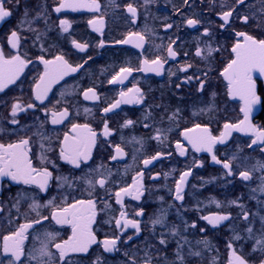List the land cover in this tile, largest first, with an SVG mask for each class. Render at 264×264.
<instances>
[{
  "label": "flooded vegetation",
  "instance_id": "af4514ba",
  "mask_svg": "<svg viewBox=\"0 0 264 264\" xmlns=\"http://www.w3.org/2000/svg\"><path fill=\"white\" fill-rule=\"evenodd\" d=\"M60 2L10 0L4 7L11 15L0 21V48L6 55L19 53L30 61L16 82L0 92V144L29 139L34 167H47L52 172L45 191L34 184L0 177V264L14 261L11 253L3 251V237L25 223L33 227L25 233L23 264H39L30 254L38 255L34 250L41 242L56 253L54 243L67 239L71 226L56 224L52 214L75 200L95 202L97 215L92 228L97 243L85 253H70L67 264H145L148 257L151 264H230L233 251L247 264H261L264 252L253 251L255 241L246 229L252 227L253 236H260L264 193L259 187L264 169L259 165L264 164V143L258 141L249 147L255 136L238 131H232L223 144L217 143L213 153L220 161L231 163L229 175L223 163L212 161L213 153L192 149L184 132L199 124L219 137L225 123L237 124L243 119L242 101L229 97L221 73L234 58L233 46L243 41L237 33L264 39V0H98L99 11L64 8L57 13L54 9ZM129 4L137 10L135 17L127 10ZM227 11L232 15L225 24L221 15ZM244 17H248L247 22ZM188 19L198 23L189 26ZM61 20L69 22L67 32L61 28ZM101 20L102 25L89 24ZM13 30L20 40L17 49L8 44ZM137 33L144 38L141 47L136 46ZM125 40L132 42L122 43ZM73 41L87 47L81 51ZM169 45L176 52L175 58L168 56ZM197 50L201 55H196ZM61 55L73 67L83 66L54 83L43 102L36 100L33 89L44 73L40 58L53 60ZM157 58L163 62L159 75L141 70L144 60ZM121 68H131V75L123 83H109ZM253 78L260 102L249 119L255 128L264 130V76L254 73ZM90 88L97 99H84ZM131 88L141 90V103L121 104L103 112L120 99L121 92ZM15 103L25 110L13 117ZM28 104L35 106L28 108ZM65 109L68 117L52 124V114ZM13 119L17 123L13 124ZM127 120L133 123L124 126ZM105 122L108 136L103 134ZM73 124H88L97 134L91 158L79 168L59 157L65 133L73 135ZM178 142L184 147V156L179 155ZM117 146L122 155L116 152ZM157 153L162 154L160 158L145 167L143 161ZM41 156L46 157L43 164ZM189 169L184 199L177 201L176 182ZM245 171L251 177L247 181L239 175ZM102 178L106 180L103 188L97 183ZM133 178L141 181L143 194L136 200L121 193L118 204L115 193L126 187L134 192ZM34 202L40 205L36 210L31 207ZM141 211L143 215L137 216ZM121 212L126 219L140 222L139 233L116 226ZM213 214L228 215L229 219L214 227L202 219ZM161 216L163 224L154 225L152 221ZM37 220L42 222L37 224ZM46 233L57 234L56 240L49 242ZM236 235L241 239L236 240ZM117 237L116 247L105 251L103 241ZM161 239L165 244H160ZM195 252L200 255L190 254ZM49 264H63L58 253Z\"/></svg>",
  "mask_w": 264,
  "mask_h": 264
},
{
  "label": "snow or ice",
  "instance_id": "6c2138e0",
  "mask_svg": "<svg viewBox=\"0 0 264 264\" xmlns=\"http://www.w3.org/2000/svg\"><path fill=\"white\" fill-rule=\"evenodd\" d=\"M10 2V0H0V21H4L7 17L11 15L9 10H6L4 4ZM238 3H243L244 0H237ZM64 8H71L72 10H77L79 8H88L89 10L99 11L100 5L98 0H89V2H83V0H61L59 5L54 9L55 12L59 13ZM127 10L133 17L136 16L137 10L131 4L127 6ZM27 15V12L25 13ZM39 15V14H38ZM232 15V11H227L222 13L221 18L225 24L228 23L229 17ZM247 22L248 17L243 18ZM103 21H89V24H92L94 27L97 24L102 25ZM198 22L193 19H188L187 24L189 26H195ZM60 26L63 31L67 32L69 28V22L67 20H61ZM167 27H172L168 25ZM97 31L100 29L97 27ZM207 29L205 30V35H207ZM139 37L136 42L137 47H141L144 38L139 36V34H134ZM238 36L243 37V41H238L232 48L234 53V58L227 64L223 69L221 75L227 81V93L229 97L239 98L242 101V106L240 111L243 113V119L240 120L237 124H224V131L220 133L219 137L213 136L208 127H201V125L196 124L193 128L186 129L184 132L185 139L191 145L192 149L196 152H208L213 153V148L217 143L223 144L228 136L231 135L232 131L238 132H251L255 139L252 140V143L248 145L252 147L258 141L264 143V130L255 128L250 122V114L253 111V107L260 102V97L257 95L256 91V81L253 78L254 73H259L260 76H264V39L256 40L246 33H237ZM131 40L122 41V43H131ZM19 36L17 31L13 30L8 37V44L12 49H17L19 47ZM76 48L84 51L87 45L76 43L73 41ZM175 43V41H173ZM211 51V50H210ZM168 56L175 58L176 52L173 50L172 46L169 45ZM196 55H201V52L197 50ZM41 62L44 64V73L39 77V81L34 86V94L36 100L43 102V99L46 97L47 93L51 90V87L54 83H58L59 80L63 79L64 76L69 75L70 73L76 72L79 67L83 65H78L73 67L70 65L65 58L61 56L55 57L53 60H45L43 57L40 58ZM30 61H26L19 53L14 55H6L3 51V48H0V92H3L4 89L9 84H14L19 78L24 68ZM163 69V62L157 58L152 61L144 60L142 71L147 72H156L158 75ZM180 71H187V68H181ZM131 68H121L120 72L112 77L109 83H123L129 75H131ZM191 79V78H189ZM203 82L201 81V90H203ZM84 99H97V95L94 89H87L84 92ZM143 101V95L139 88L128 89L127 92L120 93V99L116 100L110 107L103 109V112L108 113L118 108L121 104H139ZM34 104H28V108H33ZM25 109L21 107L19 103L12 105L11 114L13 117L17 115L18 112L24 111ZM85 111H88L85 109ZM52 124L62 123L64 119L68 117V110L65 109L60 113H53ZM12 123L15 124L17 121L12 120ZM133 121H125L124 126L131 125ZM148 125H145L147 127ZM73 135L65 133L63 141L61 142L59 157L61 160L67 162L68 164L73 165L76 168L81 166V163H86L91 158L92 147L96 143V132L88 124H73L71 128ZM105 136H108L109 129L108 125L105 122L104 133ZM159 139L160 137H155ZM43 147V145H41ZM176 147L180 149L179 155L184 156L185 150L182 144L177 143ZM29 139H21L16 143H10L7 145L0 144V177H10L12 181L17 183H23L25 185H37L41 191H45L48 187L49 180L52 178V172L49 171L47 167L37 168L34 167L32 159L29 156ZM116 152L118 154H123V150L117 146ZM162 154L157 153L155 156L150 159H145L143 164L145 167L152 164L154 160L160 158ZM116 157H113L115 159ZM41 163L43 164L46 160L45 156H41ZM213 162L217 164L223 163V168L228 170V174H232L231 163L227 161H220L217 159L216 155L213 153L211 156ZM202 166V165H197ZM260 168L264 169V164L259 165ZM138 176L142 177V173H138ZM167 175V174H165ZM191 175V169L183 172L180 175L179 180L176 182L175 188V200L182 201L184 199L183 190L184 184L187 180V177ZM240 177L247 181L249 180L250 173L240 172ZM60 180H66L63 177H57ZM91 184V181H88ZM101 188L106 184L105 179H100L97 181ZM133 185L135 186L134 192L130 191L129 188H121L115 193L116 202L121 203V193L125 195L133 196L134 199L139 200L140 196L143 194V185L139 179L133 178ZM131 187V186H130ZM255 191V190H254ZM259 191L264 193V177L261 178V184ZM51 204V201H49ZM235 203V201H233ZM107 206V205H106ZM33 210H36L40 205L35 202L31 205ZM96 204L93 200H75L73 203L66 204V206L59 208L57 211L53 212L52 219L55 220L56 224L59 225H70L71 226V235L63 240L60 243H54L56 253H53L49 249L48 243L41 242V247L34 250L38 255L30 254L31 259L38 260L39 264H49L54 256L58 253L59 261L63 264H67L66 257L70 253H85L88 251L89 247L92 244L97 243L95 233L93 231V224L96 221ZM137 216L143 215V212H137ZM126 214L121 212L120 219L115 220V224L118 228L127 229L129 227L136 230V233L140 232V222L138 220L126 219ZM243 218L248 220V214L244 213ZM44 219H47L45 217ZM202 219L206 220L210 225L217 226L221 222L229 219L228 215L222 214H213L211 216H203ZM123 221V223H122ZM261 229L260 236H253V228L248 227L246 229L249 234L250 239H254L255 244L253 251L264 252V216L260 217ZM41 220L35 221V223H41ZM152 223L163 224V217L154 219ZM195 227V225H192ZM32 223H25L19 226L18 230L5 235L3 237V251L4 253H11V256L14 257L12 264H15V261H20L23 264L21 257L23 253V243L25 239V233L28 229L32 228ZM203 231V229H201ZM173 233L178 234L173 228ZM55 233H46L47 240L49 242L56 240ZM236 240L241 239L239 235L234 237ZM117 238L105 239L103 241L104 250L112 251L116 247ZM129 240L132 237L128 238ZM207 245V241H202ZM160 244H165V240L161 239ZM232 245L229 244V248ZM192 255H200L199 252L190 253ZM127 255V253L125 254ZM147 255V254H146ZM178 259L181 261L183 257L177 253ZM133 264L135 262L133 261ZM145 264H151V257H148L145 260ZM230 264H247V261L241 256L238 255L235 251L232 252V260ZM264 264V261L261 262Z\"/></svg>",
  "mask_w": 264,
  "mask_h": 264
}]
</instances>
